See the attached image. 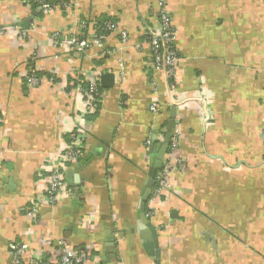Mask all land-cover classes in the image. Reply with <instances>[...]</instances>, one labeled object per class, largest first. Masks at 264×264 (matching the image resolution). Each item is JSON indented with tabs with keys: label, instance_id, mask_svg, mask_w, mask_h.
<instances>
[{
	"label": "crops",
	"instance_id": "1",
	"mask_svg": "<svg viewBox=\"0 0 264 264\" xmlns=\"http://www.w3.org/2000/svg\"><path fill=\"white\" fill-rule=\"evenodd\" d=\"M156 2L75 0L43 15L26 0H0V264H12V243L27 245L26 260L53 259L58 240L88 252L87 264H264V0H166L178 55L169 96L147 42ZM103 18L118 31L106 57L50 38H86L79 22L92 29ZM30 68L36 87L24 77ZM95 70L113 85L100 87L82 158L64 170L67 195L54 206L36 202L33 220L20 209L43 192L48 166L81 124L85 94L76 88ZM169 122L184 168L147 222L157 262L144 248L153 234L139 208Z\"/></svg>",
	"mask_w": 264,
	"mask_h": 264
},
{
	"label": "built area",
	"instance_id": "2",
	"mask_svg": "<svg viewBox=\"0 0 264 264\" xmlns=\"http://www.w3.org/2000/svg\"><path fill=\"white\" fill-rule=\"evenodd\" d=\"M34 2L38 5L37 11L43 15H48L55 10H70L71 5L75 0H59L55 5L48 4L44 0H26L27 5ZM158 14L157 30L147 32V42L152 54V67L156 71H161L166 81V93L171 95L176 89V63L178 61L177 51L174 48L175 34L171 28L170 17L166 8V0H157L156 2ZM79 29L81 32L88 33L86 38H78L75 36L69 37L65 31H55L50 34V38L58 45H62L74 52L76 55L83 53L85 50L93 47L100 51L102 57L110 54L105 47V42L108 37L118 34L115 23L106 22L104 24L105 36H99L96 32V23L92 25V29L88 28L85 21L79 22ZM14 30H21L20 27H14ZM26 31V30H25ZM5 32L4 28H0V35ZM25 35L24 32H22ZM119 40L122 44L126 43V34L119 33ZM35 68H30L26 74L25 79L31 87H36L40 84V77L37 75ZM104 75L100 70H95L89 75L83 84L77 85V92L85 94L83 110L81 112V124L77 126L67 135L65 141L62 143V148L56 153L54 162L48 166L46 186L37 199L31 201L29 206L23 207V211L27 216L33 220L36 219V202L44 203L49 206L56 205L61 199L67 195V184L64 180V170L68 165L77 163L83 155L84 141L86 136L85 123L86 118L92 116L99 107L103 97L100 90V77ZM47 82H53L51 75L46 77ZM154 91H156L155 83H152ZM152 113L156 112L157 105L153 103L150 106ZM2 126V119L0 116V129ZM261 140L264 146V130L261 134ZM151 140H146V145L149 146ZM178 147V135L174 130L170 139V145L165 155L163 167L157 173L155 178V186L149 197V202L145 210V217L150 220L156 214V203L162 199L169 197L172 190L173 174L178 170L184 168V162L177 157L176 150ZM56 252L53 259L47 255L37 254L35 256L25 259L28 247L26 244L12 243L8 246L12 254V264H87L88 252L84 250L75 249L66 245L62 240L56 242Z\"/></svg>",
	"mask_w": 264,
	"mask_h": 264
},
{
	"label": "water",
	"instance_id": "3",
	"mask_svg": "<svg viewBox=\"0 0 264 264\" xmlns=\"http://www.w3.org/2000/svg\"><path fill=\"white\" fill-rule=\"evenodd\" d=\"M29 20V19H28ZM24 28L25 30L29 29V24L28 22H24ZM112 75L109 74H104L100 77V85L102 87H111L113 84L112 82ZM112 84V85H111ZM173 124L172 122L168 123V128L166 131V135L164 140L159 143L157 145V147H155L156 145H152L149 148V151L151 152L153 150V148L155 147L156 152L153 154L152 156V163L151 166L149 168V173H148V180L147 183L145 185L144 191H143V197L140 203V213H141V217L143 219V221H146V227L152 232L153 234V241L151 244L146 245L144 248L147 252V254L151 257L157 260H159V249H158V244H157V239H156V233H155V229L152 227V225L149 222L148 219L145 217V210H146V202L148 200V198L151 195V192L155 186V178L157 173L162 169L163 167V162H164V158L165 155L168 151L169 145H170V139L171 136L173 134Z\"/></svg>",
	"mask_w": 264,
	"mask_h": 264
},
{
	"label": "trees",
	"instance_id": "4",
	"mask_svg": "<svg viewBox=\"0 0 264 264\" xmlns=\"http://www.w3.org/2000/svg\"><path fill=\"white\" fill-rule=\"evenodd\" d=\"M45 2H47L48 4H51V5H55L59 2V0H44ZM30 5V9L33 13H36V10H37V7L38 5L34 2H30L29 3ZM106 22H112V23H115L113 20L109 19V18H103L99 21L96 22V32L99 36H105L106 35V32L104 31V24ZM38 77H40V74L37 73ZM83 88L86 87L85 84L82 85Z\"/></svg>",
	"mask_w": 264,
	"mask_h": 264
}]
</instances>
